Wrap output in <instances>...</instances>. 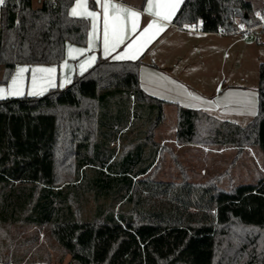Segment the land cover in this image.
<instances>
[{
    "label": "trees",
    "instance_id": "16d2710c",
    "mask_svg": "<svg viewBox=\"0 0 264 264\" xmlns=\"http://www.w3.org/2000/svg\"><path fill=\"white\" fill-rule=\"evenodd\" d=\"M74 1L0 5V83L17 64H58L67 42L86 44L89 20L70 14ZM172 22L257 28L264 47V5L249 0H183ZM141 62L99 56L65 87L0 98V264L48 244L69 255L66 264H264V174L227 188L218 184L226 172L192 181L180 167L178 180L155 177L166 101L140 87ZM256 91L244 125L177 105L175 142L264 155V59Z\"/></svg>",
    "mask_w": 264,
    "mask_h": 264
},
{
    "label": "crops",
    "instance_id": "0c3cea01",
    "mask_svg": "<svg viewBox=\"0 0 264 264\" xmlns=\"http://www.w3.org/2000/svg\"><path fill=\"white\" fill-rule=\"evenodd\" d=\"M182 1L180 0L176 11ZM153 2L155 3L156 0ZM105 3L110 6L115 5L116 9L126 8L139 14L138 19L127 13L119 14V18L116 19V11L109 7V49L115 29L123 27L124 40L115 50H110L108 53L105 52L104 45ZM147 7L148 0H87L86 4L81 3L79 6L75 0L69 12L73 15L72 9L76 8L74 16L88 18L86 44L77 45L67 42L65 56L58 64H17L8 82L0 83V89L4 90L0 92V97L40 95L52 87H65L75 75L92 66L99 56L110 60L141 58L140 87L151 96L166 101L164 118L166 108H174L175 115V108L179 105L204 110L214 116L219 114L228 117L225 119H251L257 112V91L235 90L234 85L229 83L228 76L229 65H234L235 62L237 65V59L230 56L237 52L238 42L243 43L244 39L250 37L251 31L257 28L245 32L227 33L198 31L192 26L179 27L174 24L172 19L175 11L170 22L159 21L163 24L162 30L153 27L145 33L144 29L148 24L158 20L145 10ZM156 10L164 9L157 7ZM84 12H94L96 16L87 17L82 15ZM129 44L132 47H128ZM81 49L83 52L78 51ZM125 53L135 58H115ZM21 68L27 71L20 73ZM33 69H55V71L34 72ZM14 79L15 85L12 83ZM161 124L155 130V135L157 130L161 129ZM159 133L157 141L161 143L169 141L179 148L186 146L175 142V121L169 133L165 130ZM202 147L196 149L201 153L210 151V148L204 147L202 150Z\"/></svg>",
    "mask_w": 264,
    "mask_h": 264
},
{
    "label": "rangeland",
    "instance_id": "374dc122",
    "mask_svg": "<svg viewBox=\"0 0 264 264\" xmlns=\"http://www.w3.org/2000/svg\"><path fill=\"white\" fill-rule=\"evenodd\" d=\"M249 1L257 8L264 3V0ZM33 4L37 5L38 1L33 0ZM261 38L262 34L259 30L254 29L251 31L248 39H244L243 43L238 42L237 52L232 53L230 56L237 59V65L235 64L236 62L234 65H229L228 76V81L231 85H234L235 90L245 89L247 92L256 90L258 83V66L260 61L264 59V47L259 42ZM174 116V108H166L165 118L160 127L161 129H158L155 135L156 139H159V132L162 130L169 133L175 121ZM217 116L224 119L228 118L219 114ZM249 119L234 118L231 120L236 121V123L240 125H244ZM161 144L165 145V149L155 172V177L157 179H180V167L184 169L186 176L192 181H203L211 176L226 172L227 174L219 180L218 184L227 188L231 184L254 182L264 174V155L260 149L255 147H245L241 154L236 155V148L230 146L216 147L184 144L186 146L179 148L175 143L169 141ZM200 146H203L202 150L204 147H207L210 148V151L208 153H201L196 149ZM173 157L177 158V162L174 161ZM29 233H33V230H23L22 232L23 236H28ZM44 237L45 234L39 232L40 242H42V239L44 240ZM27 246H25V248H27ZM28 248L25 260L20 264H66L69 259V255L63 256L59 250H55V248H52L49 244L46 245L48 251L45 248L38 249L35 245ZM27 260L31 261L28 262Z\"/></svg>",
    "mask_w": 264,
    "mask_h": 264
},
{
    "label": "snow or ice",
    "instance_id": "6c2138e0",
    "mask_svg": "<svg viewBox=\"0 0 264 264\" xmlns=\"http://www.w3.org/2000/svg\"><path fill=\"white\" fill-rule=\"evenodd\" d=\"M5 0H0V5H3ZM78 6L83 3L86 4L87 0H77ZM180 3V0H156L154 3L153 0H148V7L145 9L150 15L155 16L158 18V20H153L151 21L148 26L144 29V32H148L150 29L153 27H158L162 30L163 24L159 23V21H164V22H170L172 16L174 15L178 4ZM109 7L113 8L117 16L115 17L116 19L119 18V14L122 13H127L128 15L132 17H136L137 19L139 18V14L136 12H133L129 9L123 8V9H116L115 5H109L107 3L104 4V9H105V30H104V45H105V52L108 53L110 50H115V48L123 43L124 40V35H123V27H120L118 29H115L112 33V41H111V49H109V35H108V12H109ZM160 7L164 9L163 11H157L156 8ZM72 14L76 15V8L72 9ZM82 15H85L87 17H93L95 18L96 13L94 12H84ZM128 47H132L131 44L128 45ZM80 52H83V50H78ZM116 59H134L135 57L128 55V53H125L123 56H116ZM94 59V57L92 58ZM27 71V69L21 68L19 70L20 73H23ZM33 71H47V72H53L55 69H33ZM13 85L16 84V80L14 79L12 81ZM3 89H0V92H3ZM2 98V97H0Z\"/></svg>",
    "mask_w": 264,
    "mask_h": 264
},
{
    "label": "built area",
    "instance_id": "2783aa9c",
    "mask_svg": "<svg viewBox=\"0 0 264 264\" xmlns=\"http://www.w3.org/2000/svg\"><path fill=\"white\" fill-rule=\"evenodd\" d=\"M257 15L261 17V12L258 11ZM192 28L194 30H198V31L202 30L200 24H196V25L192 26Z\"/></svg>",
    "mask_w": 264,
    "mask_h": 264
},
{
    "label": "water",
    "instance_id": "95a60500",
    "mask_svg": "<svg viewBox=\"0 0 264 264\" xmlns=\"http://www.w3.org/2000/svg\"><path fill=\"white\" fill-rule=\"evenodd\" d=\"M244 16L246 17V16H247V14L245 13V14H244Z\"/></svg>",
    "mask_w": 264,
    "mask_h": 264
}]
</instances>
